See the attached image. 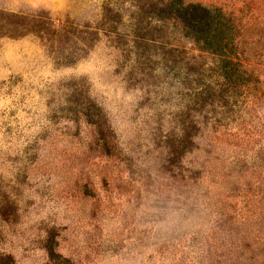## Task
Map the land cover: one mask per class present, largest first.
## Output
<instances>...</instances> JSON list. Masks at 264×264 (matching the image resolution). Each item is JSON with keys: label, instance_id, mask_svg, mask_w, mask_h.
I'll return each instance as SVG.
<instances>
[{"label": "rangeland", "instance_id": "obj_1", "mask_svg": "<svg viewBox=\"0 0 264 264\" xmlns=\"http://www.w3.org/2000/svg\"><path fill=\"white\" fill-rule=\"evenodd\" d=\"M195 1L237 17L242 57L260 78L238 119L203 131L185 177L163 138L176 101L152 90L145 102L109 37L66 67L35 35L0 38V264H223L212 246L220 218L253 222L230 232L237 237L259 234L264 0ZM101 2L0 0V9L47 10L60 24L96 20ZM171 42L206 64L218 60L178 27ZM102 107L115 128L110 148L88 120Z\"/></svg>", "mask_w": 264, "mask_h": 264}, {"label": "trees", "instance_id": "obj_2", "mask_svg": "<svg viewBox=\"0 0 264 264\" xmlns=\"http://www.w3.org/2000/svg\"><path fill=\"white\" fill-rule=\"evenodd\" d=\"M100 8L94 21L66 16L60 24L47 10L26 13L0 9V38L35 35L53 63L66 67L86 58L103 35L109 37L121 50L120 68L127 69L129 86L141 84L145 102L150 101L152 90L159 94L160 102L176 101L173 117L163 119L169 126L163 138L169 161L180 159L185 173L186 158L196 150L203 131L238 119V109L250 101L248 94L259 81L255 67L242 57L246 51L237 17L222 7L195 0H102ZM174 27L200 50L214 54L217 62L206 64L186 48L175 46L171 42ZM88 120L110 148L115 128L105 108ZM260 132H264V125ZM259 201V234L246 231L237 237L230 232L241 231L242 221L230 220L228 215L219 219L221 236L212 246L214 252L226 257L223 264H264V134L259 138ZM48 248L54 254L53 247Z\"/></svg>", "mask_w": 264, "mask_h": 264}]
</instances>
